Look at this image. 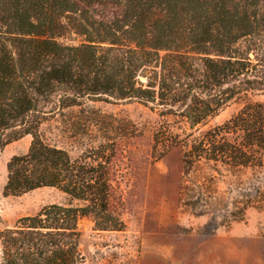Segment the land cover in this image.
Listing matches in <instances>:
<instances>
[{
	"label": "trees",
	"instance_id": "1",
	"mask_svg": "<svg viewBox=\"0 0 264 264\" xmlns=\"http://www.w3.org/2000/svg\"><path fill=\"white\" fill-rule=\"evenodd\" d=\"M258 94H264V0H0V152L31 138L27 151L7 162L2 194L50 187L70 200L1 229L0 264H83L80 216H90L99 231L124 228L110 213L71 203L89 200L94 168L48 144L44 122L59 120L87 134L105 123L91 102L153 104L190 131L159 125L153 157L179 147L186 177L204 167L235 174L264 168V104L249 99ZM234 101L243 102L237 113L199 131ZM214 179L182 183L179 199L195 209L202 200L198 182Z\"/></svg>",
	"mask_w": 264,
	"mask_h": 264
},
{
	"label": "rangeland",
	"instance_id": "2",
	"mask_svg": "<svg viewBox=\"0 0 264 264\" xmlns=\"http://www.w3.org/2000/svg\"><path fill=\"white\" fill-rule=\"evenodd\" d=\"M249 99L264 104V94ZM242 105L228 103L199 131L222 124ZM89 106L105 117V123L92 125L87 134L59 120L40 127L48 144L64 149L73 160L86 159L94 168L89 200L71 203L110 213L124 224L122 231H99L90 216H80L83 264H264V168L230 174L204 167L186 177L181 148L159 159L151 155L153 133L162 123L174 133L190 132L179 119L161 116L159 107L133 100L101 99ZM30 141L26 136L0 152V230L45 206L70 203L50 187L21 196L2 194L7 162L24 154ZM209 174L214 182H198L201 189L196 188L200 205L193 209L179 199L182 183L191 186L194 179Z\"/></svg>",
	"mask_w": 264,
	"mask_h": 264
}]
</instances>
